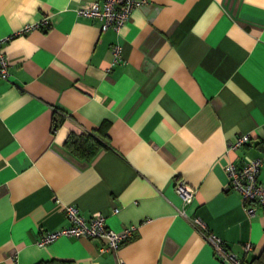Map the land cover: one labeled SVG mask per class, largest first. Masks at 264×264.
<instances>
[{"label":"crops","instance_id":"1","mask_svg":"<svg viewBox=\"0 0 264 264\" xmlns=\"http://www.w3.org/2000/svg\"><path fill=\"white\" fill-rule=\"evenodd\" d=\"M85 1L0 0V264H224L208 233L249 264L264 206L247 214L226 165L264 158V0H148L118 31L78 15ZM72 133L100 136L97 153H72ZM178 178L194 190L185 205ZM66 204L133 234L116 250L70 235L38 245L69 224Z\"/></svg>","mask_w":264,"mask_h":264},{"label":"built area","instance_id":"2","mask_svg":"<svg viewBox=\"0 0 264 264\" xmlns=\"http://www.w3.org/2000/svg\"><path fill=\"white\" fill-rule=\"evenodd\" d=\"M146 2L148 0H88L79 4L76 11L80 16L100 19L103 30L114 27L118 31L129 19L133 9ZM50 24V19L48 16H45L42 20L26 24L23 27V31L41 26L48 28ZM9 37L0 38V78L3 79H9L10 76L7 54L3 48L4 41ZM112 50L114 53L113 63L119 62L122 59L121 45L115 44ZM250 138V133L239 135L229 145V149L240 147L248 142ZM263 163L264 158L261 156L244 154L240 163L229 161L226 165L229 177V189L242 195L245 200L244 207L248 215L255 214L258 205L264 206V181L260 180ZM175 188L181 197L183 205L192 201L194 190L185 180L178 178L175 182ZM118 210L119 208H115L114 212ZM65 215L69 220V224L42 231L36 240L38 245L43 246L61 236L70 235L100 238L104 241V245L100 248L101 251L116 250L131 238L135 228L134 225H130L121 230H116L107 224L106 216L102 212L96 211L86 216L75 204L65 205ZM193 223L199 227H205V223L200 217L193 218ZM207 237L213 245L215 254L224 264H242L243 257L228 248L222 238L213 233H208ZM252 247V243L247 242L244 245V251L250 252ZM122 264L124 263L122 262Z\"/></svg>","mask_w":264,"mask_h":264},{"label":"trees","instance_id":"3","mask_svg":"<svg viewBox=\"0 0 264 264\" xmlns=\"http://www.w3.org/2000/svg\"><path fill=\"white\" fill-rule=\"evenodd\" d=\"M57 124V120L55 121ZM92 134L88 135H77V134H70L67 139L65 140V146L74 154L90 159L92 158L98 151L101 146L100 136ZM101 143V144H100ZM41 264V263H39ZM249 264H264V247L262 248L261 252L254 256Z\"/></svg>","mask_w":264,"mask_h":264}]
</instances>
